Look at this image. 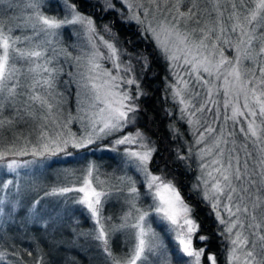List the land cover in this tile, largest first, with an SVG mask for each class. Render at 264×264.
Here are the masks:
<instances>
[{"label": "snow or ice", "instance_id": "1", "mask_svg": "<svg viewBox=\"0 0 264 264\" xmlns=\"http://www.w3.org/2000/svg\"><path fill=\"white\" fill-rule=\"evenodd\" d=\"M101 3L125 27L135 25L139 39L129 37L128 44L147 41L167 62L172 80L165 78L166 98L170 90L179 114H166L187 124L193 138L185 140L186 154L176 150L175 160L189 168L193 160L198 165L191 191L215 214L216 234L226 242V264H264V0ZM64 5L60 17L48 14L55 0H0V216L5 223L12 218L22 206L24 182L36 171L46 172L51 166L46 162L110 140L122 168L101 180L90 162L81 186L61 183L45 191L31 204L23 226L42 219L38 206L45 197L64 198L90 216L94 227L77 235L98 242L106 264H172L153 223L166 224L174 233L176 264H218L216 253L208 251L209 235H199L204 246L193 247L200 228L195 207L168 171L169 162L157 165L158 174L150 169L160 149L138 127L139 101L147 93L136 69L141 66L142 76L151 61L124 48L109 24L103 26L106 38L91 16L68 0ZM69 29L75 44L64 40ZM73 84L76 115L66 113ZM74 123L81 132L71 130ZM169 128L174 139L185 135L175 123ZM131 169L142 180L129 175ZM73 192L82 195L72 197ZM113 201L128 206L119 223L105 215ZM118 234L128 247L122 256L113 250ZM5 236L0 234V264H58L39 244L38 258L25 261L17 246L9 251Z\"/></svg>", "mask_w": 264, "mask_h": 264}, {"label": "trees", "instance_id": "2", "mask_svg": "<svg viewBox=\"0 0 264 264\" xmlns=\"http://www.w3.org/2000/svg\"><path fill=\"white\" fill-rule=\"evenodd\" d=\"M70 1L85 12L87 8L100 7L101 10L103 9L101 0ZM116 3L117 7H121L118 0H116ZM94 16L95 20H98L97 18H99V16ZM106 20L110 21V25L118 34L119 39L125 41L123 45L124 48L130 52L141 53L148 56L151 61L149 70L142 76L141 66H137L136 69V74L140 78L141 87L147 93V95L141 97L139 101L142 112L138 127L146 136L150 137L160 149V152L155 156L154 164L163 168L164 161L167 160L169 162L168 171L171 173V176L176 178L182 194L185 191L190 193V204L195 207L194 218L200 225L198 234H207L211 237V246L208 251L216 253L218 264H226V242L222 244L221 238L216 234L217 225L215 214L212 213L209 205L202 203L196 194L191 191L196 175L195 163L191 161V167L189 168L186 166L185 162L175 160V152L178 148L181 149L179 147L181 142H179V139L173 138L169 126L175 123L176 126L180 128V131H183L185 123L175 120L173 116L166 114L168 111L174 113L175 107L170 102L168 95L166 98L165 63L162 59L157 57L153 45L147 41L134 42L133 44H128L126 42L129 37H135L137 40L139 37L136 31L126 28L125 25L120 22L116 13H105L102 21ZM113 20H115V24H112ZM123 59L127 61L128 57L125 56ZM133 63L135 62L133 61ZM165 149H167V151H165ZM96 153L97 152H92V157L95 159V162L100 161V166L103 168L109 166V162L112 159L109 157L110 154L101 153L95 157ZM52 174L50 173L49 177H52ZM38 176H40V174ZM38 179L39 181H43L41 178ZM45 179H47V177ZM49 183L50 181L47 182L43 188H47ZM36 185L38 186L39 182L33 185V187ZM36 196V189L34 190L32 185L24 186L22 192V206L17 207L15 212L12 213V218L8 220L7 223L4 222L5 217L0 216V234L6 233L5 240L9 246V251H12V246L15 245L20 250L23 259L25 261H31L38 258L36 255V247L37 244H39V247L43 249L45 253H49V258H55L58 264H91L90 261L93 260L95 253L98 254L99 262H101L102 257L97 247L91 244L89 239H82L76 236L77 232H84L87 225L84 221L78 220L74 211L71 210L67 204L64 205L65 203H62L61 198L45 197L42 206L46 210L51 209V211L48 210L49 212L42 213V219L38 223L33 224L29 222L26 227L23 226L24 221L30 215L29 213V215L26 216V207L31 206ZM60 208L62 209L61 213L55 218L57 219V225L53 227L50 225L49 215ZM107 210L106 206L105 211ZM6 211H8L7 207ZM79 218H83L82 215H79ZM164 248L168 252L172 264H176L178 247L172 240L166 239ZM28 251L33 252L32 257L28 256Z\"/></svg>", "mask_w": 264, "mask_h": 264}, {"label": "rangeland", "instance_id": "3", "mask_svg": "<svg viewBox=\"0 0 264 264\" xmlns=\"http://www.w3.org/2000/svg\"><path fill=\"white\" fill-rule=\"evenodd\" d=\"M119 1V0H118ZM69 5L74 4L73 2H71L70 0H68ZM122 7V5H121ZM77 10L79 12H81L84 15H89L93 18V20L96 23L97 29L98 31H100L102 34H104L106 36V38H110L107 36V34L103 33V26L105 24H109L110 25V21L106 20V21H102L103 16L105 14L104 11H102L100 9V7L98 8H87L86 12L82 11L78 8L77 6ZM65 5H64V0H55V6L51 8L50 11H48V14L52 15H58L60 17H63L65 15ZM125 13H127V9H124ZM17 15H20V12L16 13ZM99 16V18H97L98 20H95V16ZM111 26V25H110ZM112 27V26H111ZM129 28L131 30L136 31V27L133 24L131 27H126ZM113 31L115 32L114 28L112 27ZM70 37V38H69ZM64 40L66 41L67 44H75L76 43V37L75 35L71 34V29L68 30V32L65 33L64 35ZM154 47V45H153ZM73 50V49H70ZM74 52L76 50H73ZM163 60V59H162ZM164 61V60H163ZM104 64L105 68H112V64L109 63L108 61H103L102 62ZM165 63V78L167 77L169 81L172 80V77L169 75V70H168V65L167 62L164 61ZM66 71L70 70L75 72L76 69L73 67L71 69H69L67 66H65ZM83 70V69H82ZM113 74H115V70L113 69ZM68 77L66 75H62L61 79H67ZM166 83V80H165ZM58 90H63V85H61V87ZM131 91L133 93H135L136 88L135 85L131 86ZM168 98L170 100V102L173 104V101L171 99V95H170V90L169 93L167 94ZM174 105V104H173ZM175 109H174V115L178 116L179 114V105H174ZM67 112H71L72 115H76V86L75 84L72 85V89H71V95L68 97V104L66 106V113ZM71 130L73 132H81V125L79 123H74L71 126ZM129 131H135V129H129ZM182 133H185L184 136H182L181 138H179V142H181L179 144V147L181 148V151L186 154L187 153V144H185V140L191 142L193 140L192 136L190 134H188V126L187 124H185L184 126V130L181 131ZM111 144V141H104V142H97L96 145H91L89 146V148L91 150H75L72 149V151L74 153H76L74 156L72 157H58V158H53L52 160H49L48 162H46L47 164H50L51 166L47 168V171H36L35 175L31 178L28 179L24 182V186H31L32 188H34V190L36 189L37 192V196L34 198L35 200L40 198L41 196H44V192L45 191H50L53 187L58 186L61 183H66L69 185H75L77 187L81 186L83 184V180L84 177L86 175V169L87 166L90 162H94L99 170V178L101 180H105L108 179L110 174L113 173L114 170H117L118 168H122L123 165L121 164V156L118 155L116 152H113L110 150V148L108 147V145ZM123 146H121L122 148ZM92 152H97L96 156H98V154L101 153H108L110 154V158L111 161L109 162V166L106 167H101L99 162H95V159L92 157ZM81 156H86L85 159H81ZM23 159H30V157H24ZM194 161V160H193ZM195 163V169H196V176L199 174L198 172V165ZM150 169L153 171L154 174H158V168L156 164H151L150 165ZM67 170V172L65 171ZM22 172L24 170H21ZM50 173L52 174V177H49ZM40 174V176H38ZM129 175H132L134 178L136 179H140L142 180V177H140L139 173H137L135 171V169H131L128 172ZM12 174H8V178H11ZM47 177V179H45ZM38 178H41L43 181H39ZM194 178V181H195ZM34 181V182H33ZM49 185L47 186V188L45 187V189L43 188V186L46 185L47 182H49ZM39 182V185L34 186L35 184H37ZM50 187V188H49ZM33 190V189H32ZM144 189L142 188L141 191H143ZM189 192L187 193V191H185L182 195L188 200V202L190 203V198H189ZM72 197H79L80 193L77 192H73L70 194ZM60 199V198H59ZM62 199V203H65L64 205H68V207L71 208V210L74 211V213L76 214V217H78V220H81L82 222L84 221V223L87 225V228L85 229L84 232L92 229L94 227L93 221L91 220L90 216L86 213V210L82 209V206L78 205V204H73V203H69L67 201L64 200V198ZM31 203V202H30ZM40 208H42V213H46L49 209H45L42 205H39ZM38 206V207H39ZM107 206V211H105V215H112L114 217V222L115 223H119L120 222V217L128 211V206L126 204L123 203V201L117 203L115 201L109 203ZM31 206L26 207V216L29 215V208ZM51 208V207H50ZM17 209V208H16ZM61 208L59 210H55L53 211L52 209V213H50L49 215V220H50V225L55 227L57 225V219H55L56 217L59 216V213H61ZM51 211V209L49 210ZM48 211V212H49ZM79 215H82L83 218H79ZM194 218V216H193ZM195 219V218H194ZM198 223V222H197ZM199 224V223H198ZM217 225V222H216ZM153 229L156 231V233L158 234V238H159V242L162 244L163 246V250H165L164 248V243H166V239H170L173 241V243L177 246L176 242L174 241L173 237H174V233H170L167 230V225L163 224V223H153L152 225ZM201 234H198V232L193 236V247L194 248H200L202 246H204L203 242L199 241L198 237ZM78 237V235H76ZM164 237V238H163ZM79 238H84V236H79ZM91 244H93L96 247V244L98 242L93 241L91 239H89ZM124 236L118 234L116 239L113 241V250L118 254V255H124L127 251H128V247H125L124 244ZM178 247V246H177ZM98 251L102 257L101 262H99V256L97 253L94 254V258L92 261H90L91 264H106V259L105 256L102 254V251L100 248H98ZM182 255V254H181ZM187 257H184V260L187 261Z\"/></svg>", "mask_w": 264, "mask_h": 264}]
</instances>
